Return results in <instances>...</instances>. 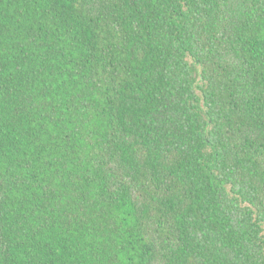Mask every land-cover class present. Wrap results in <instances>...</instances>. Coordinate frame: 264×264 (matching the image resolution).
<instances>
[{
	"label": "trees",
	"instance_id": "1",
	"mask_svg": "<svg viewBox=\"0 0 264 264\" xmlns=\"http://www.w3.org/2000/svg\"><path fill=\"white\" fill-rule=\"evenodd\" d=\"M0 264H264V0H0Z\"/></svg>",
	"mask_w": 264,
	"mask_h": 264
}]
</instances>
